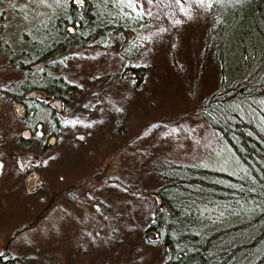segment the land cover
Returning a JSON list of instances; mask_svg holds the SVG:
<instances>
[{
  "label": "rangeland",
  "instance_id": "374dc122",
  "mask_svg": "<svg viewBox=\"0 0 264 264\" xmlns=\"http://www.w3.org/2000/svg\"><path fill=\"white\" fill-rule=\"evenodd\" d=\"M64 1L0 0V49L13 52L17 60L21 56V31L27 29L34 37L37 19L45 28L46 20L69 18L64 15L68 5ZM88 2L82 6L87 7ZM52 3L55 5L48 8ZM136 4L133 16H147V24L137 31L128 29L118 36L105 37L110 42L101 50H96L100 36L80 43L74 40V44L69 38L66 43L70 47L64 48L61 55L57 53L61 79L67 84L65 88L61 83L54 84L64 88L60 93L65 95L61 104L66 119L60 127L62 138L59 136L56 142L52 139L51 144L44 145L45 149L41 144L48 136L37 133L46 132L56 120L49 107L38 103L29 121L15 117L11 103L2 93L18 91L17 83L24 72L7 61V54H0V159L4 162L0 174V264H8L6 259L19 264L24 258L22 253L32 264H53L54 250L58 251L59 264L77 261L79 251L87 244L77 224L66 223V217L75 211L74 199L83 200L81 181L102 178L100 170L127 183L115 187L118 204L114 185H94L91 190L94 194H107L111 198L109 208L118 205V215L124 211L121 201L126 200L125 211L133 220L128 226L146 224L155 206L146 191L154 192L158 184L153 180L149 186L146 176L153 173L157 179V169L167 167L170 161L200 164L227 173L236 171L237 158L200 112L204 98L217 87L215 45L208 34L219 8L215 14L214 6L205 10L188 0L184 7L192 9L189 19L174 0H136ZM118 6L132 10L127 0H113L112 7ZM78 19L86 24L84 15L79 14ZM176 20L182 23L176 24ZM106 21L112 24L111 18ZM83 28L74 34L94 36V31ZM72 46L75 47L70 49ZM127 63L138 65L143 72L134 71L135 78L122 77ZM52 71V67H47L43 80L40 74H30L34 78L29 81L52 83L47 81L54 76ZM68 84L74 87L69 88ZM261 101L264 104L263 98ZM28 127L29 131L25 129ZM76 134L79 137H74ZM22 155L30 156L32 161L22 164ZM33 168L43 181L41 200L22 189V176ZM56 199L61 201L60 209L51 205ZM54 219L64 222L60 228L54 227ZM150 246L148 255L140 258L141 264L161 263L160 247L153 243ZM141 248L145 246L142 244ZM108 258L109 252L106 264H114Z\"/></svg>",
  "mask_w": 264,
  "mask_h": 264
},
{
  "label": "trees",
  "instance_id": "16d2710c",
  "mask_svg": "<svg viewBox=\"0 0 264 264\" xmlns=\"http://www.w3.org/2000/svg\"><path fill=\"white\" fill-rule=\"evenodd\" d=\"M112 1L86 0L94 5L95 16L89 19L84 12L87 21L81 28L90 32L98 25V45L113 33L137 31L147 24V16H133L125 6L112 7ZM213 6L215 14L217 7L219 11L208 37L215 45L217 87L204 98L200 112L237 158V169L227 173L170 161L157 169V179L147 174L149 186L157 180L153 191L162 203L149 212L144 226H128L133 220L125 211L126 200L121 201L120 264H141L152 243L163 252L159 264H264V0H221ZM126 68L143 72L138 65L127 63ZM126 185L118 181V186ZM146 227L156 232L151 242L143 233Z\"/></svg>",
  "mask_w": 264,
  "mask_h": 264
},
{
  "label": "flooded vegetation",
  "instance_id": "af4514ba",
  "mask_svg": "<svg viewBox=\"0 0 264 264\" xmlns=\"http://www.w3.org/2000/svg\"><path fill=\"white\" fill-rule=\"evenodd\" d=\"M66 9H68L69 15L65 14V16H68L69 18L63 17L60 20L57 21L54 20L53 22L46 20L44 21L46 22L45 28H42L41 20L37 19L35 21L36 23L33 28L34 37L30 36L29 31L27 29L26 30L23 29L21 31L20 44L22 46H20V52H21V56L24 55V57L20 56L19 58L18 57L16 58L17 59L16 66L22 68L24 74H20V80L18 83L19 85L18 87H16L18 91L16 92L4 91L2 93V95L5 96L10 103L12 100H18L23 104L25 108V113L23 118L21 119H25L29 121L31 117V113H33V110L37 107L36 103L49 107L51 110L50 114L56 121L52 127L46 129V132L42 133L39 130L37 136L49 137L50 135H53L54 142H56L59 139L60 127L63 125L66 119L65 118L66 113L62 109L63 104H61V101L63 102L61 98L65 99V95L61 94L60 92L64 91L65 84H67L61 79L62 74L59 72L60 66H57L58 64L55 57L58 51L63 53L64 51L63 48L65 49L68 48V47H64L65 45L64 41H66L69 38L72 39L73 44H74L73 42L74 40L76 41V43H80L87 40L88 38H92L93 40L95 38V36L90 37L91 36L90 33L88 35L74 34L82 26V24L80 23V19H78L79 14L83 15V13L85 12V15L89 19L91 18V15L94 17L95 16L94 5L90 4L87 7H84L82 5L70 4L69 7ZM57 22L59 24H62L61 28L58 27ZM96 30L97 29L91 31L95 32ZM68 35H72V36H68ZM59 42L60 44H58ZM92 46L96 47V45H92ZM74 47L75 46H72L70 49H73ZM101 47L102 46H97L96 50L98 49L101 50ZM53 49H55L56 51L52 52ZM49 51H51V53H47ZM49 56H51V59L48 60L46 63H44L39 69H36L31 66L33 63L43 60ZM47 67L49 68L52 67L54 70L52 71L54 73L53 74L54 76L47 81H54V82L48 84L41 82L34 83L32 81H29L30 77H33V76L29 77L30 74H40V79L43 80ZM21 76L24 77L22 78ZM56 82L61 83L60 85H64L63 90L62 87L59 88L57 85L54 84ZM73 84L75 85V83ZM73 84H68V85L73 86ZM71 86L69 88H71ZM32 89L36 91H41L43 95L41 97L29 95L28 92ZM52 99L54 100L58 99L59 103H53ZM25 129L27 131L30 130L29 127ZM41 145L43 149H45L44 145H46V141ZM30 158L31 157L29 156L26 162L32 161ZM33 172L37 175L36 177L37 188L33 192H29L27 191L24 183V176L27 175L28 173H33ZM28 173L22 176V189L24 192L28 194H34L36 200H41L42 195L39 192L41 188H43V181L40 178L39 172L37 169L33 168V170L30 169ZM94 185L96 186V188H98L99 186L104 185V180L102 179L85 180L83 200L74 199L75 211L74 210L70 211V213L74 212L72 216L67 215V219H68L67 223L75 222L79 228V233L80 230H83L82 231L83 242H86L87 244L86 248H83L81 249V251H79L80 255H78L77 261L73 260L71 264H90V262L93 261L96 262V264H104V263L106 264L107 261L106 247H105L106 234L108 232V227H110V230L112 231L111 221L113 220V218L115 219V224H116L115 240H117L116 248H115V257H116L115 260L118 264V205H116L117 208H109L108 202L110 201L108 200H110L111 198H109L106 195L92 193L91 187ZM55 201L56 202L52 203V206L55 205L60 209L61 201L59 199H56ZM79 214H81V216ZM53 221H54V227L60 228L61 223L57 222L56 219H54ZM90 244H94V245H90ZM22 255L24 258L20 259L19 264H32L31 259H26L27 257L24 256V253H22ZM58 255H59L58 251L54 250L53 259H52L53 264L54 262L59 264ZM92 257L94 259H91ZM3 262L4 260H2V263ZM5 262H7L8 264H15V263H10L8 260H5Z\"/></svg>",
  "mask_w": 264,
  "mask_h": 264
},
{
  "label": "water",
  "instance_id": "95a60500",
  "mask_svg": "<svg viewBox=\"0 0 264 264\" xmlns=\"http://www.w3.org/2000/svg\"><path fill=\"white\" fill-rule=\"evenodd\" d=\"M71 3L72 4L84 3V0H71ZM47 61H48V59H43V60H40V61H38L36 63H33L31 66L34 67V68H36V69H39ZM131 74H132L131 72H127V73L123 74V76H125V75H131ZM28 93H29V95H32V96H39V97L42 96V93L40 91L32 90V91H30ZM54 102L55 103H58V100H55ZM11 103H12V107H13L14 114L16 116H18V117L24 116L25 109H24L23 104L21 102H19V101H15V100H12ZM52 139H53V136H50L48 138L47 143L48 144L52 143ZM26 159H27V156L26 155H23L22 156V159H21V162L24 163ZM0 165H2V167H3V162H2L1 159H0ZM2 167H0V174H1V171H2ZM24 181H25L26 188L29 191H34L36 189L37 184H36L35 174L32 173V174L26 175L25 178H24ZM150 194L153 197L155 204L156 205H160L161 204V201H162L161 196L159 194L153 193V192L150 193ZM148 237L150 239H153L155 237V233L153 231H149L148 232ZM165 249L168 252V250H169L168 245L165 246Z\"/></svg>",
  "mask_w": 264,
  "mask_h": 264
},
{
  "label": "snow or ice",
  "instance_id": "6c2138e0",
  "mask_svg": "<svg viewBox=\"0 0 264 264\" xmlns=\"http://www.w3.org/2000/svg\"><path fill=\"white\" fill-rule=\"evenodd\" d=\"M150 3L153 2V0H149ZM171 3L172 0H169ZM175 4L180 6V11L189 19L192 17V9L189 6L188 8L184 7V4L188 2V0H174ZM221 2V0H191V3H195L197 7L203 8L205 10H210L215 3ZM127 6L132 9V11L137 10V4L136 0H127ZM176 24L182 23L180 20L175 21ZM147 39V37H146ZM2 167V165H0Z\"/></svg>",
  "mask_w": 264,
  "mask_h": 264
},
{
  "label": "bare ground",
  "instance_id": "6f19581e",
  "mask_svg": "<svg viewBox=\"0 0 264 264\" xmlns=\"http://www.w3.org/2000/svg\"><path fill=\"white\" fill-rule=\"evenodd\" d=\"M127 34H128L129 36L131 35L130 32H127ZM45 59L50 60V59H51V56H49V57H47V58H45Z\"/></svg>",
  "mask_w": 264,
  "mask_h": 264
}]
</instances>
